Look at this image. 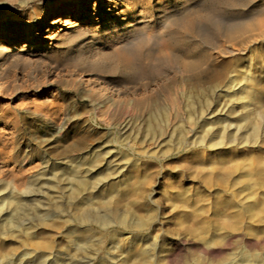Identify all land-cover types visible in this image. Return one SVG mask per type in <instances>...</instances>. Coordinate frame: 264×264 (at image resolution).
<instances>
[{
	"label": "rangeland",
	"instance_id": "rangeland-1",
	"mask_svg": "<svg viewBox=\"0 0 264 264\" xmlns=\"http://www.w3.org/2000/svg\"><path fill=\"white\" fill-rule=\"evenodd\" d=\"M49 2L51 7L46 6ZM79 3V7H75L61 0H0V47L5 46L3 50L0 49V203H5L3 209L7 206L12 208L10 211L13 213L6 208L9 213L5 209L3 214L0 213V220L9 223L13 217L17 223L26 226L37 209L40 213L43 209L64 210L66 213L70 209L69 203L75 202L79 193L84 198L90 196L94 205L112 198L110 202L113 203L121 200L117 207L119 211L126 210L130 214L133 211V217L129 219L136 221L138 214V220L143 221L144 226L113 225L102 229L91 224L94 239L101 242V251L98 256L88 259L90 264H227L228 261L229 264H242V261L245 264H264V188L255 186L260 179L264 181V36L261 33L264 29V0H81ZM74 7L80 10L71 16L70 9ZM183 16L187 18L186 21ZM203 16L206 18L202 19ZM190 19L196 22L193 24ZM39 22L41 24L37 27ZM169 22L180 27L176 29L177 26H174V30ZM225 22L242 23L241 32H225L221 24L226 25ZM185 23L186 31L181 28ZM30 25L33 28H28ZM3 32H11L20 38L16 44H12L14 42ZM148 32L151 34L148 35ZM156 32L158 37L154 35ZM250 32H253V37ZM152 33L155 38L152 36L151 39ZM160 36L164 38L162 42ZM168 38H173V42ZM138 40L142 41L138 44ZM145 40L151 41V44ZM157 41L160 42L158 45ZM133 43H136V47H141V44L143 47L134 48ZM202 48L206 50L201 52ZM117 49H120V54ZM131 49L135 55L130 53ZM158 49L165 50L162 51L165 59ZM167 49L175 52L170 53ZM194 49H198V52ZM138 54L139 63L138 59L136 61ZM171 54L176 59L174 62ZM145 55H148V60ZM154 57H158V61ZM195 59L198 61L197 67L201 69L186 68L189 70L187 72L178 67L179 62L185 60L189 63ZM123 61L129 62L125 63L128 66L124 64L126 68ZM161 61L162 65L159 63ZM162 67L166 71H161ZM137 70H140V74L136 73ZM232 80L238 84L232 83ZM242 80L246 84L244 82L243 85ZM179 81L185 85V96L176 94L180 87L177 90L174 83L178 84ZM233 84L238 89L232 88L231 91H238L240 87L242 100L229 105L233 97L228 90ZM215 87L219 90H215ZM124 88L128 89L125 91ZM252 95H255L254 99ZM202 97L211 103V108H206L207 101L203 102L206 105H203L204 108L201 106L205 100ZM243 102L251 104L243 106ZM254 103L259 104L254 108ZM199 105L202 112H198L201 109ZM155 109L159 110L156 112ZM208 109L212 111L209 116L213 119L210 121L212 131H215L211 132V137L219 141L224 135L226 140L223 138V141L227 143L236 135V140L233 139L237 145H230L228 141L229 147L226 144L222 145L224 148L216 146L213 150L208 145L210 136L204 138L205 146L201 143L204 130L209 128L206 126L209 116L204 115L201 119L203 115L199 113L206 114ZM142 110L151 112L142 113ZM166 111V115L163 114ZM248 111L252 112L248 113L249 121L259 129L256 134L252 128L248 129L250 124H243L242 117ZM224 124L229 127H226L225 133L220 127ZM236 125L240 126V130L237 131ZM201 127H205L204 130ZM240 134L247 138L243 136L242 141ZM20 161L29 164L18 167ZM72 191L75 195L71 194ZM144 191L147 192L145 196L140 193ZM137 195L145 197H141L145 202H139ZM256 201L262 203L263 208H260V214L253 213L252 217L248 208ZM239 205L245 208L241 209ZM13 206L20 211L16 209L17 212ZM21 211L26 213L22 214ZM53 224L61 222L50 219V226H38L28 232L33 231V234L7 233L0 239L2 251L15 257L24 250L35 249V244H47L50 248L44 251L60 252L64 263H68V257L76 256L78 251L74 250V244H68L69 237L64 235L67 233L64 227L54 230L51 227ZM72 225L75 226L74 223ZM77 235L73 238L82 248L83 241L78 240L80 234ZM145 249H148V255H152L150 259H144V254L141 256ZM244 253L246 257L241 258ZM47 256L49 260L52 258L51 255Z\"/></svg>",
	"mask_w": 264,
	"mask_h": 264
},
{
	"label": "bare ground",
	"instance_id": "bare-ground-1",
	"mask_svg": "<svg viewBox=\"0 0 264 264\" xmlns=\"http://www.w3.org/2000/svg\"><path fill=\"white\" fill-rule=\"evenodd\" d=\"M61 1H65L66 2V4L67 3H69V4H73V6H77V7H79V5H80V1L81 0H61ZM25 2V1H24ZM22 5V4H21ZM46 6L47 7H51L52 6V4L49 2V3H47L46 4ZM64 7V6H63ZM71 7V6H70ZM71 8L70 10V14H71V16L72 15H74L75 13H78V11L80 10V8ZM136 6H134V8H135ZM196 7V6H195ZM83 9V8H82ZM193 10V9H192ZM60 11V10H59ZM197 11V10H196ZM217 12V11H216ZM259 12V11H258ZM182 13V12H181ZM195 13V12H194ZM197 13V12H196ZM199 13V12H198ZM211 13V12H210ZM246 13V12H245ZM260 13V12H259ZM262 13H263V11H262ZM69 14V13H68ZM183 14V13H182ZM78 15V14H77ZM171 15V14H170ZM179 15V14H178ZM177 14H176V16H178ZM186 14H184V16H185ZM198 15V14H197ZM208 15H209V13H208ZM216 14H214V16H215ZM217 15H219V12H218V14ZM257 15V14H256ZM128 16V15H127ZM182 16V15H181ZM183 16V17H184ZM201 16V15H200ZM207 16V15H206ZM210 16V15H209ZM208 16V17H209ZM84 17V16H83ZM198 17V16H197ZM205 16H203L202 17V19L204 18ZM240 17V16H239ZM239 17H237V18H239ZM242 17V16H241ZM240 17V18H241ZM169 18H170V16H169ZM179 18V17H178ZM180 18H182V17H180ZM185 18V21H186V17H184ZM206 18V17H205ZM213 18V17H212ZM215 18H216V16H215ZM221 18V17H220ZM219 18V19H220ZM172 19V18H171ZM199 19V18H198ZM197 19V20H198ZM201 19V17H200V21L202 20ZM210 19V18H209ZM250 19V18H249ZM256 19V18H255ZM78 20H80L81 21V19L80 18H78ZM164 20V19H163ZM167 20H168V18H167ZM179 20V19H178ZM182 20V19H181ZM190 20H192L191 22L194 24V22H196V21H194L193 19H190ZM230 20V19H229ZM232 20V19H231ZM251 20V19H250ZM169 21H170V19H169ZM173 21H175L174 19H173ZM172 21V22H173ZM183 21V20H182ZM188 21V20H187ZM216 21V20H215ZM222 21V20H221ZM225 21H227V20H225ZM233 21V20H232ZM235 21H236V19H235ZM242 21V20H241ZM246 21V23L248 22L247 20H245ZM252 21V20H251ZM263 21V20H262ZM172 22L170 23V24H172ZM176 22V21H175ZM178 22V21H177ZM176 22V23H177ZM184 22V21H183ZM188 22H190V21H188ZM217 22V21H216ZM238 22H239V19H238ZM236 23V24H234L233 22H231V24L230 23H226V25H224V23H221L222 24V28H223V30L225 31V32H241V30H242V27H243V24L242 23ZM244 22V21H243ZM250 22V21H249ZM168 23V24H169ZM178 23H180V21L178 22ZM191 23V24H192ZM233 23V24H232ZM245 23V24H246ZM41 23L39 22L38 24H37V27H39V25H40ZM167 24V23H166ZM190 24V23H189ZM188 24V25H189ZM220 24V25H221ZM254 24V23H253ZM262 24V23H261ZM145 25V24H144ZM156 25V24H155ZM165 24H163V26H164ZM179 25V24H178ZM181 25H182V23H181ZM185 25H186V23L184 24V27L182 26L181 28H184V30L186 31V27H185ZM197 25H198V22H197ZM216 25H218V22H217V24ZM171 26V25H170ZM170 26H169V28H170ZM174 26H177L175 23H174ZM174 26H173V24H172V27H173V29H174ZM190 26V25H189ZM195 26V25H194ZM202 26V25H201ZM200 26V27H201ZM255 26V25H254ZM136 27V26H135ZM178 27H180V26H177V28L176 29H178ZM192 27H193V25H192ZM192 27H191V29H192ZM200 27H198V28H200ZM219 27L220 26H218V29H219ZM259 27V26H258ZM28 28H33V26H31L30 25V27H28ZM168 28V27H167ZM181 28H179V30H181ZM187 28L188 29H190L188 26H187ZM194 28V27H193ZM202 28V27H201ZM217 28V27H216ZM249 28V27H248ZM263 28H264V23H263ZM165 29V28H164ZM217 29V31H219V30H221V29H219L218 30ZM247 29V28H246ZM245 29V30H246ZM137 30V29H136ZM138 30H140V29H138ZM145 30H146V28H145ZM161 30V29H160ZM175 30V29H174ZM184 30H181V32H183ZM202 30V29H201ZM223 30H221V32L223 31ZM261 30V29H260ZM125 31V30H124ZM144 31V30H143ZM150 31H151V29H150ZM164 31V30H163ZM168 31H169V29H168ZM184 31V32H185ZM188 31V30H187ZM192 31V30H191ZM194 31V30H193ZM192 31V32H193ZM134 32V31H133ZM137 32V31H136ZM135 32V33H136ZM139 32V31H138ZM145 32V31H144ZM143 32V34H145ZM155 32V31H154ZM160 31L158 30V33H159ZM167 32V31H166ZM173 32V31H172ZM178 32V31H177ZM183 32V33H184ZM216 32V31H215ZM260 32V31H259ZM263 32V33H262ZM4 33V35H6L8 38H9V40H12V42H14V43H12V44H16V42L19 40V38L20 37H18V36H15V35H13L11 32H3ZM3 33H1V34H3ZM142 33V32H141ZM149 33L151 34V32H148V35H149ZM161 33V32H160ZM171 33V32H170ZM180 33V32H179ZM179 33L178 34H176L177 36L179 35ZM251 33V32H250ZM253 33V32H252ZM252 33H251V35H252ZM261 33L263 34V36H264V29L263 30H261ZM129 34V33H128ZM137 34V33H136ZM157 35V32L156 33H154V35ZM181 34V33H180ZM222 34V33H221ZM223 34H224V32H223ZM226 34V33H225ZM224 34V35H225ZM232 34V33H231ZM244 34V33H243ZM246 35H247V33H245ZM258 34V33H257ZM260 34V33H259ZM258 34V35H259ZM123 35V34H122ZM139 35H140V33H139ZM154 35H153V33H152V35H150L151 36V39H152V36L154 37ZM155 35V37H158V36H156ZM183 35V34H182ZM195 35V34H194ZM223 35V36H224ZM233 35V34H232ZM241 35V34H240ZM240 35H239V37H240ZM254 35V34H253ZM253 35H252V37H253ZM257 35V36H258ZM127 36V35H126ZM125 36V37H126ZM134 36H135V34H134ZM142 36V35H141ZM146 36V35H145ZM164 36V35H163ZM163 36L161 37L160 36V42H162L163 40H162V38H163ZM167 36H168V34H167ZM181 36V35H180ZM179 36V37H180ZM184 36V35H183ZM198 36V35H197ZM201 36V35H200ZM222 36V35H221ZM229 36V35H228ZM227 36V38H229ZM243 36H245V35H243ZM256 36V35H255ZM260 36V35H259ZM122 37V36H121ZM136 37V36H135ZM140 37V36H139ZM138 37V38H139ZM154 37V38H155ZM171 37H173V36H171ZM235 37V36H234ZM238 37V38H239ZM261 37V36H260ZM146 38V37H145ZM178 38V37H177ZM222 38V37H221ZM225 38V36L223 37V39ZM232 38V37H231ZM237 37H235V39H236ZM247 38V37H246ZM250 38V37H249ZM256 38V37H255ZM264 38V37H263ZM128 39V38H127ZM130 39V38H129ZM133 39V38H132ZM132 39H131V41H132ZM142 39V38H141ZM143 39H144V37H143ZM142 39V40H143ZM149 39H150V37H149ZM150 39V40H151ZM164 39V38H163ZM166 39V38H165ZM170 38H168V40H169ZM171 39H173V38H171ZM171 39L169 40L170 42H171ZM184 39V38H183ZM234 39V38H233ZM240 39H241V37H240ZM242 39H243V41H244V37H242ZM121 40V39H120ZM136 40H137V38H136ZM142 40H138V44L142 41ZM156 40H157V38H156ZM155 40V41H156ZM176 40V39H175ZM180 40V39H179ZM178 40V41H179ZM198 40V39H197ZM199 40H201V39H199ZM231 40V39H230ZM264 40V39H263ZM130 41V42H131ZM145 41H147V40H145ZM155 41H153V43L155 42ZM169 41H168V43H169ZM176 42V43H178L179 45H180V42L182 41V39L180 40V42ZM226 41V40H225ZM144 42V41H143ZM142 42V43H143ZM148 43H150L151 41H147ZM159 42V43H160ZM173 42V41H172ZM171 42V43H172ZM245 42V44H247L246 43V41H244ZM248 43H249V41H247ZM257 42V41H256ZM123 43V42H122ZM126 43V42H125ZM132 43V42H131ZM146 42H144L143 44H145ZM158 43V41H157V45L159 44ZM165 43H167V42H165ZM174 43H175V41H174ZM195 43H197V42H195ZM119 44V43H118ZM135 44V47L134 48H138L139 49V47L140 46H138V47H136L137 45H136V43H133V45ZM151 44V43H150ZM162 44V43H161ZM183 44H184V42H183ZM192 44H194V43H192ZM123 45V44H122ZM122 45H121V47H122ZM127 45V44H126ZM130 45V44H129ZM146 45V44H145ZM153 45V44H152ZM151 45V46H152ZM156 45V44H155ZM163 45H165V44H162V46ZM172 45V44H171ZM176 45V44H175ZM182 45V44H181ZM184 45H186V43L184 44ZM183 45V46H184ZM197 45V44H196ZM198 45H199V43H198ZM132 46V45H131ZM130 46V47H131ZM147 46H149L148 44H147ZM161 46V48H163ZM173 46H174V44H173ZM177 46V45H176ZM188 46H190V45H188ZM187 46V47H188ZM203 46V45H202ZM201 46V47H202ZM207 46V45H206ZM233 46H235V45H233ZM4 47L5 46H2V47H0V49H4ZM133 47V46H132ZM141 47H143V45L141 44ZM140 47V48H141ZM172 47V46H171ZM179 47H182V46H179ZM186 47V48H187ZM209 47V46H208ZM231 47V46H230ZM119 48V47H118ZM126 48V47H125ZM134 48H133V50H134ZM150 48V47H149ZM157 47H154V49H156ZM165 48H166V46H165ZM164 48V49H165ZM167 48H169V46L167 47ZM173 48V47H172ZM176 48V47H175ZM189 48V47H188ZM187 48V49H188ZM196 48V47H195ZM199 48V47H198ZM121 49V48H120ZM119 49V50H120ZM129 48H127V50H128ZM137 49V50H138ZM144 49H145V47H144ZM160 49V48H159ZM158 49V50H159ZM163 49V50H164ZM171 49V48H170ZM186 49V50H187ZM205 49V48H204ZM203 48L202 49H200V51L201 52H203L202 50H204ZM225 49V48H224ZM234 49V48H233ZM118 50V49H117ZM119 50H118V52H119ZM125 50V49H124ZM149 50V49H148ZM153 50V49H152ZM161 50V49H160ZM159 50V52H161L162 53V55H163V57L162 58H164V54H163V50L162 51H160ZM167 50H169V49H167ZM174 50V49H173ZM176 50H179L178 48L176 49ZM194 50H197V52H198V49H194ZM206 50V49H205ZM116 51V50H115ZM122 51V50H121ZM126 51V50H125ZM131 51H132V49L130 50V53H131ZM134 51H136V50H134ZM140 51H142V49H140ZM150 51H151V49H150ZM150 51H148V52H150ZM153 51H155L156 52V50H153ZM165 51V50H164ZM183 51H184V49H183ZM182 51V52H183ZM190 51H192L193 52V50H190ZM189 51V52H190ZM230 51V50H229ZM117 52V53H118ZM139 51H137V53H138ZM169 52H170V50H169ZM171 52H172V50H171ZM170 52V53H171ZM173 52H175V51H173ZM172 52V53H173ZM182 52H180L181 54H180V56L182 55ZM205 52V54H206V51H204ZM207 52H208V50H207ZM226 52H228L227 51V49H226ZM126 53V52H125ZM124 53V54H125ZM133 53V52H132ZM131 53V54H132ZM140 53V52H139ZM142 54H143V52H141ZM153 53V52H152ZM158 53V52H157ZM176 53H178L179 54V52L177 51ZM185 53H187L186 51H185ZM200 53V52H199ZM232 53H233V51H232ZM119 54H120V52H119ZM136 53H133L132 55H135ZM155 54V53H154ZM154 54H153V56H154ZM195 55H196V52L194 53ZM204 54V55H205ZM211 54V53H210ZM117 55V54H116ZM128 55V54H127ZM130 55V54H129ZM128 55V56H129ZM157 55H159V53L157 54ZM172 55V54H171ZM188 55V54H187ZM195 55H194V57H195ZM201 55V54H200ZM126 56V55H125ZM141 56H143V55H141ZM173 56L174 55H172V61L174 62L175 60H174V58H173ZM175 56H177V57H180V56H178L177 54L175 55ZM189 56V55H188ZM193 56V55H192ZM207 56V55H206ZM212 56V55H211ZM120 57H122V59L124 60V56L121 54V56ZM132 57V56H131ZM131 57H128V58H131ZM135 57V56H134ZM138 57H139V54H138V56L136 57V61H137V59H138ZM144 57H147V60H148V55L146 56H144ZM149 57L151 58V54L149 55ZM159 57V56H158ZM158 57H154V58H157V61H158ZM191 57V56H190ZM193 57V58H194ZM199 57V56H198ZM209 57V56H208ZM118 58V57H117ZM140 58V57H139ZM149 58V59H150ZM181 58H182V56H181ZM185 58V57H184ZM196 58V57H195ZM119 59V58H118ZM126 60H127V57L125 58ZM132 60H133V58H131ZM130 59V60H131ZM165 59V58H164ZM164 59H163V61H164ZM170 59V60H171ZM204 59V58H203ZM208 59V58H207ZM213 59V58H212ZM160 60V59H159ZM178 60V59H177ZM199 61L201 60L200 59V57H199V59H198ZM136 61L134 62V60H133V62L134 63H136ZM139 61H140V59H138V63H139ZM150 61H152L151 59H150ZM163 61H161V62H159L161 65H162V62ZM202 61V60H201ZM200 61V62H201ZM204 61V60H203ZM206 61V60H205ZM122 62V61H121ZM132 61H130V63H131ZM155 62V61H154ZM153 62V63H154ZM170 62V61H169ZM126 62L125 61H123V65L125 64ZM129 63V62H128ZM128 63H126V64H128ZM137 63V64H138ZM176 63H177V61H176ZM198 63V61L195 59V60H191L189 63H187L185 60L183 61V63H178V67H180L181 69H185V70H187V69H190V70H192V69H194V70H197V69H201V68H198L197 67V64ZM125 64V65H126ZM132 64V63H131ZM131 64H129L130 66H131ZM137 64H134V65H137ZM155 64V63H154ZM164 64V63H163ZM170 64H172V63H170ZM174 64V65H173ZM172 65L173 66H175L176 64L175 63H173ZM124 65V67L126 68V66H128V65H126L125 66ZM133 65V64H132ZM141 65V64H140ZM159 65V64H158ZM200 66H202L201 64H199ZM142 66V65H141ZM151 66V65H150ZM164 66H166V65H164ZM169 66V65H168ZM172 66V67H173ZM177 66V65H176ZM175 66V67H176ZM134 67L135 66H133V69H134ZM139 67V66H138ZM167 67V66H166ZM141 68V67H140ZM146 68H147V66H146ZM155 68V67H154ZM153 68V69H154ZM163 68V70H161V71H166V70H164V68L165 67H162ZM174 68V67H173ZM180 68L178 69V70H180ZM187 68V69H186ZM131 69V68H130ZM135 69H136V67H135ZM142 69H144V70H147V69H145V68H142ZM141 69V70H142ZM144 70H143V72H144ZM156 70V69H155ZM135 71V70H134ZM138 71V70H137ZM140 71V70H139ZM139 71L138 72H136V73H139ZM148 71V70H147ZM150 71V70H149ZM172 71H174V70H172ZM200 71V70H199ZM198 71V72H199ZM129 72H130V70H129ZM131 72H132V70H131ZM175 72H176V70H175ZM182 72V71H181ZM187 72H189V70H187ZM135 73V72H134ZM147 73H149V72H147ZM151 73V72H150ZM162 73V72H161ZM165 73V72H164ZM174 73V72H173ZM195 73V72H194ZM140 74V73H139ZM176 74H178V73H176ZM181 74V73H180ZM179 74V75H180ZM188 74V73H187ZM192 75H193V73H191ZM199 74H201L200 72H199ZM243 74V73H242ZM242 74H239V75H242ZM133 75V74H132ZM161 75V74H160ZM165 75V74H164ZM188 75H190V74H188ZM195 75V74H194ZM237 75V74H236ZM176 76V75H175ZM178 76V75H177ZM149 77H151L150 75H149ZM148 77V79H150ZM154 77H156V76H153V78ZM162 77V76H161ZM164 77V76H163ZM180 77V76H179ZM186 77V76H185ZM199 77H201V76H199ZM232 77H233V75H232ZM246 77H248L247 75H246ZM143 78V77H142ZM146 78V77H145ZM178 78V77H177ZM192 78V77H191ZM196 78V77H195ZM135 79V78H134ZM137 79V78H136ZM141 79V78H140ZM148 79H145V80H148ZM152 79V78H151ZM229 79H231L230 77H229ZM247 79V78H246ZM139 80V79H138ZM165 80H166V78H165ZM193 80V79H192ZM198 80V79H197ZM238 80V79H237ZM194 81H195V79H194ZM227 81V80H226ZM226 81H225V83H226ZM230 81V80H229ZM200 82V81H199ZM198 82V83H199ZM232 83H234L233 82V80L231 81ZM240 82V81H239ZM244 82H245V80L243 81L242 80V83H243V85H244ZM257 82V81H256ZM255 82V83H256ZM176 83V82H175ZM174 83V86L176 87V89H177V87L180 89L179 91H178V93H176V94H179V96H185L186 95V91L184 90V89H186L185 88V85H184V83L183 82H181L180 83V81H179V83L178 84H175ZM231 83V84H232ZM248 83V82H247ZM254 83V82H253ZM148 84V83H147ZM196 84V83H195ZM212 84V83H211ZM234 84H238L237 82H235ZM232 85L231 86V88L227 85V87H229V89L230 90H228V88H227V90L228 91H231V89L232 88H237V87H235V85ZM245 84H246V82H245ZM124 85V84H123ZM219 85H220V83H219ZM248 85V84H247ZM258 85V84H257ZM145 86H146V84H145ZM163 87V85H160V87ZM191 86V85H190ZM189 85H188V87H190ZM198 86V85H197ZM201 86V85H200ZM215 86H218V84L217 85H215ZM237 86V85H236ZM241 86H242V84H241ZM248 86H250L251 87V85H248ZM119 87V86H118ZM134 87V86H133ZM193 87H194V85H193ZM210 87V86H209ZM239 87V86H238ZM245 87V89L247 88V86H244ZM250 87H248L249 88V90L252 92V90L250 89ZM256 87V86H255ZM263 87V86H262ZM201 88V87H200ZM203 88V87H202ZM219 88H220V86H219ZM223 89H224V87H222ZM258 87H256V89H257ZM264 88V87H263ZM125 89H128V88H124V90ZM129 89H131V88H129ZM134 89V88H133ZM192 90H193V88H191ZM195 89H197V88H195ZM214 89V88H213ZM216 89H218V87L216 88L215 87V90ZM238 89V88H237ZM240 87H239V90L238 91H231L232 92V97L235 99L234 101L231 99V101H230V103H229V105H231V103H234L235 101L237 102V103H240V100H242V97L241 96H239V95H241L242 93H240L239 91H240ZM243 89V92H244V88H242ZM135 90V89H134ZM163 90H165V89H163ZM174 90V89H173ZM178 90V89H177ZM191 90V93L194 91L195 92V90H193L192 91ZM197 90H199V89H197ZM201 90V89H200ZM203 90V89H202ZM210 90V89H209ZM219 90V89H218ZM225 91H227L226 89H224ZM255 90V89H254ZM111 91V90H110ZM126 91V90H125ZM159 91V90H158ZM188 91V90H187ZM190 91V90H189ZM204 91V90H203ZM202 91V92H203ZM211 91H212V86H211ZM223 91V90H222ZM130 92V91H129ZM168 92V91H167ZM167 92H165V93H167ZM174 92H176V90L174 91ZM194 92L192 93V94H194ZM201 92V93H202ZM224 92V91H223ZM237 92H239L240 94H237ZM245 92H247V91H245ZM121 93V92H120ZM124 93V92H123ZM122 93V94H123ZM126 93V92H125ZM131 93V92H130ZM157 93V92H156ZM155 92H154V94H156ZM171 93V92H170ZM189 93V92H188ZM200 93V94H201ZM121 94V95H122ZM137 94V93H136ZM197 94L199 95V93L197 92ZM197 94H195L196 95V97H197ZM247 94V93H246ZM124 95H126V94H124ZM123 95V96H124ZM128 95H129V93H128ZM132 95H133V93H132ZM157 95V94H156ZM166 95V94H165ZM174 95V94H173ZM190 95V94H189ZM214 95V94H213ZM226 95V94H225ZM229 95V94H228ZM228 95H226L227 97H230V96H228ZM244 95V94H243ZM122 96V97H123ZM187 96H188V94H187ZM194 96V95H193ZM253 96V95H252ZM255 96V95H254ZM253 96V99L255 98ZM121 97V96H120ZM125 97H127V96H125ZM129 97V96H128ZM173 97V96H172ZM175 97V96H174ZM192 97V96H191ZM195 97V96H194ZM205 97V96H204ZM226 97V98H227ZM246 97H248V96H246ZM249 97H251V96H249ZM133 98V97H132ZM132 98H130V100L132 99ZM169 98V97H168ZM184 98V97H183ZM199 98V97H198ZM203 98V97H202ZM206 98V97H205ZM205 98H203V100L205 99ZM121 99V98H120ZM125 100H126V98H124ZM171 99V98H170ZM187 99H189V98H187ZM195 99V98H194ZM201 99V98H200ZM228 99V98H227ZM111 100H113V99H111ZM110 100V101H111ZM151 100V99H150ZM193 100V99H192ZM244 100H245V96H244ZM243 100V101H244ZM246 100H248L247 98H246ZM114 101V100H113ZM119 101V100H118ZM145 101V100H144ZM170 101V100H169ZM198 101V100H197ZM196 101V102H197ZM201 101H202V99H201ZM205 101H207L206 99L204 100V101H202V107L204 108V106H206V105H204L203 104V102H205ZM233 101V102H232ZM250 101V100H249ZM253 101V100H252ZM251 101V102H252ZM107 102V101H106ZM136 102V101H135ZM190 102V101H189ZM188 102V103H189ZM208 102V101H207ZM235 102V103H236ZM245 102V101H244ZM243 102V103H244ZM247 102V101H246ZM253 102H255V101H253ZM258 102H259V100H258ZM261 102V101H260ZM107 103H109V102H107ZM111 103V102H110ZM124 103V102H123ZM144 103V102H143ZM142 103V104H143ZM149 103V102H148ZM187 103V102H186ZM192 103V102H191ZM200 103V102H199ZM210 102H208V103H206V104H208V106L206 107V108H208V107H210L209 105L211 104H209ZM241 103H242V101H241ZM248 103H250V102H248ZM248 103H244L243 104V106H247L248 105ZM100 104V103H99ZM134 104V106H137V104L136 103H133ZM132 104V105H133ZM179 104V103H178ZM195 104H197V103H195ZM251 104V103H250ZM257 105L259 104V103H256ZM255 103H254V108H255V105H256ZM113 105H115V104H113ZM112 105V106H113ZM121 105H122V102H121ZM128 105H129V103H128ZM191 105V104H190ZM190 105H188V106H190ZM199 105V106H200ZM204 105V106H203ZM239 105V104H238ZM261 105V104H260ZM264 105V104H263ZM116 106H118L117 104H116ZM124 106V105H123ZM122 106V107H123ZM130 106V105H129ZM143 106H145L146 107V105L144 104ZM187 106V107H188ZM199 107V108H201L200 109V111H198V112H202V107ZM242 106V107H243ZM250 106V105H249ZM252 106V105H251ZM262 106V105H261ZM260 106V107H261ZM109 107V106H108ZM126 107H127V104H126ZM126 107H125V109H126ZM131 107V106H130ZM150 107V106H149ZM178 107H179V105H178ZM177 107V108H178ZM191 107H193V104H192V106ZM225 106H223V108H224ZM233 107V106H232ZM235 107V106H234ZM242 107H241V110H242ZM113 108V107H112ZM120 108H121V106H120ZM133 108V107H132ZM136 108V107H135ZM177 108H175V110H178ZM198 108V107H197ZM211 108V107H210ZM223 108H221L222 110H223ZM239 108V107H238ZM119 109V108H118ZM118 109H116V110H118ZM125 109H123L122 111H125ZM134 109V108H133ZM142 109V108H141ZM164 109V108H163ZM226 108H224V110H225ZM247 109V108H246ZM253 109V108H252ZM257 109V108H256ZM111 110H113V109H111ZM121 110V109H120ZM140 110V109H139ZM156 110V109H155ZM157 110H159V109H157ZM157 110H156V112H157ZM160 110L162 111V109L160 108ZM165 110V109H164ZM207 110V109H206ZM210 110L211 109H208V112L206 113V114H203V113H199V115L201 114V119L204 117V115H208L209 116V114H211V112H210ZM215 110V109H214ZM221 110V111H222ZM223 110V111H224ZM235 109H233V111H234ZM237 110V109H236ZM244 110H245V107H244ZM108 111V110H107ZM144 111H148V110H142V113H144ZM150 111V110H149ZM149 111H148V113H149ZM204 111H205V109H204ZM228 111V110H227ZM254 111V110H253ZM109 112V111H108ZM115 112V111H114ZM137 112V111H136ZM140 112V111H139ZM151 112V111H150ZM225 112V111H224ZM245 112V111H244ZM159 113V112H158ZM157 113V114H158ZM162 113V112H161ZM166 113H167V111L166 112H164L163 114H165L166 115ZM190 113V112H189ZM195 113V112H194ZM226 113V112H225ZM224 113V114H225ZM228 113H230V111L228 112ZM243 113V111L242 112H240L239 113V115L240 114H242ZM248 113H252V112H247V115L244 113V115H246L244 118L242 117V121H244V123L243 124H247V125H249V128L248 129H250V128H252V132L254 133V134H256V133H258V127H257V125L256 124H254V123H251L250 121H249V117L250 116H248ZM258 113H259V111H258ZM150 114V113H149ZM191 114H192V112H191ZM213 114V113H212ZM224 114H222V115H224ZM132 115V114H131ZM151 115H152V113H151ZM162 115V114H161ZM231 115V114H230ZM236 115H237V113H236ZM251 115V114H250ZM254 115V114H253ZM211 116V115H210ZM208 117L207 119H206V121H208V123H206L205 125L206 126H209V128H207L206 130H204V128L206 127H204V128H202L205 132H204V134L202 135L203 137H201V143H203V145L205 146V144H204V138H206V137H209L210 136V143L208 144L210 147L209 148H211V149H213V147H218V148H220V146H221V148L223 147L222 145H226V144H228V141H229V139L227 140V143H224L225 141H223V138L226 140V138L224 137V135H222L221 137H220V140L219 141H215L216 139L214 138V137H211V132H213L212 131V127H213V124L210 122L211 120L213 121V119L211 118V117ZM228 116V115H227ZM241 116V115H240ZM260 116V115H259ZM263 118H264V113H263ZM121 117H123V115H121ZM129 117V116H128ZM207 117V116H206ZM237 117V116H236ZM126 118V117H125ZM198 118V117H197ZM230 118V117H229ZM234 118H235V116H234ZM233 118V119H234ZM194 119H195V117H194ZM200 119V120H201ZM216 119V118H215ZM223 119V118H222ZM253 119H254V117H253ZM193 120V119H192ZM191 120V121H192ZM196 120V119H195ZM221 120V119H220ZM188 121V120H187ZM194 121V120H193ZM197 121V120H196ZM205 121V120H204ZM224 121V120H223ZM237 121V120H236ZM123 122H125V120L123 119ZM129 122H130V120H129ZM226 123H227V121H225ZM238 122V121H237ZM240 122V121H239ZM238 122V123H239ZM164 123H166V122H164ZM189 123V122H188ZM188 123H187V125H188ZM190 123H192V122H190ZM197 123V122H196ZM213 123H215V122H213ZM216 123H219V122H216ZM222 123V122H221ZM220 123V124H221ZM229 123V122H228ZM227 123V124H228ZM237 123V124H238ZM224 124V126L222 125V126H220V125H218V126H220V127H222L221 129H223V133H225V131H226V127L228 126V125H230V124ZM242 124V123H241ZM240 124V125H241ZM121 125V124H120ZM167 125V124H166ZM190 125H192V124H190ZM195 125V124H194ZM198 126V125H197ZM217 126V128H220V127H218ZM250 126H252V127H250ZM259 126V125H258ZM122 127V126H121ZM125 127H126V125H125ZM125 127H124V129H125ZM193 127V126H192ZM246 127V126H245ZM127 128V127H126ZM156 128V127H155ZM158 128V127H157ZM161 128V127H160ZM227 128H229V127H227ZM234 128V127H233ZM235 128L237 129V131L238 130H240V126H238V125H236L235 126ZM220 129V130H221ZM261 129V128H260ZM126 130V129H125ZM160 130H162V131H164L163 129H160ZM158 131V132H161V131ZM199 129H197V131H198ZM201 130V129H200ZM244 130V129H243ZM243 130H241V132H243L242 134H244V131ZM262 130V129H261ZM183 131V130H182ZM196 131V132H197ZM229 131V130H228ZM232 131V130H231ZM234 132H235V130H233ZM232 131V132H233ZM153 132H154V130H153ZM155 132H156V130H155ZM154 132V133H155ZM181 132V131H180ZM202 132V131H201ZM215 132V131H214ZM240 132V131H239ZM247 132V131H246ZM260 132V131H259ZM157 133V132H156ZM203 133V132H202ZM227 133V132H226ZM231 133V132H230ZM229 133V134H230ZM222 134V133H221ZM228 134V135H229ZM239 134V133H238ZM242 134H240V135H242ZM154 135H156V134H154ZM161 135V134H160ZM164 135V134H163ZM226 135V134H225ZM227 135V138L229 137ZM253 135V134H252ZM235 136L236 135H234V137H233V135H232V137L235 139ZM244 135H242V137H243ZM156 137V136H155ZM231 137V138H232ZM242 137H240V138H242ZM244 137H246V136H244ZM244 137H243V139H241L242 141L244 140ZM159 138H161V137H159ZM214 138V139H213ZM231 139L230 141H229V143H230V145L231 144H234L235 143V140L234 139ZM247 138V137H246ZM245 138V139H246ZM240 140V141H241ZM223 141V142H222ZM251 141V140H250ZM256 142H258V141H255L254 143H256ZM243 143V142H242ZM241 143V144H242ZM245 143H247V141H245ZM236 145H237V143H235ZM229 144H228V147L230 146ZM236 145H234V146H236ZM240 145V144H239ZM248 145H250V143L248 144ZM247 145V146H248ZM254 146V145H253ZM258 146V145H257ZM217 148V149H218ZM224 148V147H223ZM216 149V148H215ZM214 150V149H213ZM3 164V163H2ZM27 164H29V162H25V161H20L19 162V164H17L18 165V167H23L24 165H27ZM4 165V164H3ZM5 166V165H4ZM79 178V177H78ZM247 178H248V176H247ZM246 178V179H247ZM82 179V178H81ZM83 180H85V178H83ZM70 182V181H69ZM76 183V182H75ZM85 183H87V182H85ZM257 183V185H255V186H257L258 188H264V181L263 180H259V181H257L256 182ZM81 184V183H80ZM84 185V184H83ZM244 185H246V184H244ZM76 186V185H75ZM74 186V187H75ZM246 186H248V185H246ZM73 187V188H74ZM28 188V187H27ZM72 188V187H71ZM84 188V187H83ZM139 188V187H138ZM141 188V187H140ZM248 188V187H247ZM90 189V188H89ZM246 189V188H245ZM75 190V189H74ZM79 190V189H78ZM143 190V189H142ZM248 190V189H247ZM71 191V190H70ZM76 191H77V188H76ZM92 191V190H91ZM109 191V190H108ZM112 190H110V192H111ZM31 192V191H30ZM80 192H82L83 193V191H81L80 190ZM109 192V193H110ZM138 192V191H137ZM73 193V191L71 192V194ZM140 193H142L143 195H144V193H147V192H140ZM149 193V192H148ZM74 194V193H73ZM139 194V193H138ZM141 194V195H142ZM8 195V194H7ZM13 195V194H12ZM75 195V194H74ZM73 195V196H74ZM115 196L117 195V194H114ZM135 195H136V193H135ZM146 195H148V194H146ZM152 194H151V192H150V195H149V197L151 196ZM248 195H249V193H248ZM248 195H246L247 197H248ZM84 195H82L81 193H79L78 194V199L75 201V202H72L71 204L69 203V207H70V209L66 212V213H64L65 211L64 210H62V211H59V212H56V210L55 211H53V210H50V209H43V211H41L42 213H40V211L37 209L36 210V212H35V210H34V215L32 216V218L30 219L31 220V222H27L26 224V226L23 224V223H17L16 222V220H14V219H9L10 221H9V223H7L6 221L4 222V221H1L0 220V239H2V237L3 236H5L7 233H12V232H17V233H19V234H26V235H28V234H33L34 232L32 231L31 233H28L30 230H33V228H35V227H38V226H50V225H48V222H49V220L50 219H52V220H56V219H59L60 220V222H61V224H53V225H51V227H52V229H54V230H61V228H63L64 227V230L67 232L66 234H64L65 236L67 235V237H69V240H68V244L70 243H72V244H74V246H75V249L74 250H76V251H78V253H76V256H75V254L74 255H70L69 257H68V263L66 262V263H64V259L62 260V257H61V253L60 252H55V253H52V252H50V253H47L46 251H44V250H46V249H48V248H50V245H45V246H39V245H37V244H35L34 246H35V249H32V250H24L22 253H21V255L19 254V255H17V256H12V254H10V255H8V253L7 252H4V251H2V249H3V247L0 245V264H90L89 263V260L88 259H91V257H96V256H98V254L100 253V251H101V247H100V243L101 242H99V239H94V237H95V234L92 232V230H91V228H90V226H91V224H96V225H98L100 228H102V229H106V228H108L109 226H113V225H115V226H124V225H132V226H135V228H141L142 226H144L143 224H144V222L142 223L141 221H139L138 220V214H137V220L135 221L134 219H133V221H132V219L130 220L129 218L130 217H133V216H131L132 215V213H133V211H131V214H130V212H122V211H119L118 209H117V207H118V204L119 203H121L120 201H119V203L117 202H110L111 201V199L109 198V199H106L105 201L103 200V201H99L97 204H95L96 205V207H95V205L93 204V199H90L89 197H88V195H87V197L89 198H84L83 197ZM92 196V195H91ZM99 196V195H98ZM138 196V195H137ZM136 196V197H137ZM145 196V195H144ZM253 196V195H252ZM9 197H11V196H9ZM13 197V196H12ZM22 197V196H21ZM138 197H140L139 199V202L141 201V200H144V202H145V199H143V198H145V197H143V196H138ZM141 197H143L142 199H141ZM5 199H6V197H4ZM60 198V197H59ZM96 198H99V197H96ZM151 198V197H150ZM250 198V197H249ZM253 198H254V196H253ZM9 199H12V198H9ZM24 199V198H23ZM100 199V198H99ZM101 199H102V197H101ZM100 199V200H101ZM115 199V198H114ZM138 199V198H137ZM250 199H252V197L250 198ZM15 200H16V198H15ZM14 200V201H15ZM67 200V199H66ZM71 200H72V197H71ZM132 200H133V198H132ZM247 200H248V198H247ZM247 200H245L244 202H246ZM3 201V200H2ZM6 201H8V199L6 200ZM136 201V200H135ZM147 201V200H146ZM16 202H18V201H16ZM37 202V201H36ZM35 202V203H36ZM56 202V201H55ZM133 202V201H132ZM143 202V203H144ZM8 203V202H7ZM9 203H11L12 204V202H9ZM112 203V204H111ZM135 202H133V204H134ZM17 204H19V203H17ZM21 204H24V202H22ZM21 204H19V206L21 205ZM27 204V203H26ZM56 204V203H55ZM62 204V203H61ZM129 204H130V202H129ZM132 204V203H131ZM130 204V205H131ZM240 204V203H239ZM247 204H249V203H247ZM247 204H245V206L246 207H248L247 206ZM251 204V203H250ZM4 205H5V203H0V213H2V212H4V210L6 209V208H8V210L10 211L11 209H9V207L7 206L5 209H3V207H4ZM33 205V204H32ZM35 205H37V204H35ZM39 205V204H38ZM53 205V204H52ZM60 205V204H59ZM114 206H116V208H114ZM148 206V205H147ZM240 206V205H239ZM238 206V207H239ZM14 207V206H13ZM52 207V206H51ZM51 207H49V208H51ZM69 207H67V208H69ZM111 207H113V208H111ZM241 207V209H242V207H244L243 205H241L240 206ZM15 208V207H14ZM30 208V207H29ZM54 208V207H53ZM121 208H122V206H121ZM128 208V207H127ZM245 208V207H244ZM243 208V209H244ZM250 208V209H249ZM248 208V210H249V212L252 214V217L254 216L253 215V213H258L259 212V214H260V212L262 211L260 208H263V206H262V203H259L258 201H256V202H254V204H252L250 207ZM3 209V210H2ZM17 208H15V210H16ZM56 209H58V208H56ZM149 209V208H148ZM7 210V209H6ZM8 210L7 211H5V212H7V213H9L8 212ZM18 210V209H17ZM16 210V211H17ZM22 210H25L24 208L22 209ZM261 210V211H260ZM16 211H13L14 213L16 212ZM18 211H20V209L18 210ZM17 211V212H18ZM129 211V210H128ZM247 211V210H246ZM22 212V211H21ZM20 212V213H21ZM10 213H11V211H10ZM19 213V214H20ZM24 213H26V212H24ZM23 212H22V214H24ZM28 213V212H27ZM32 213V212H31ZM30 213V214H31ZM3 214V213H2ZM5 214V213H4ZM11 214H13V213H11ZM250 217H251V215L249 214V213H247ZM14 215H16V214H14ZM26 215V214H25ZM134 215V214H133ZM5 216V215H4ZM12 215H10V217H11ZM18 216V215H17ZM22 216V215H21ZM257 216V215H256ZM256 216H255V218H256ZM251 217V218H252ZM9 218V217H8ZM17 218H19V216L17 217ZM54 218V219H53ZM134 218H135V216H134ZM1 219V218H0ZM3 219V218H2ZM140 219V218H139ZM253 219V218H252ZM20 220H21V218H20ZM22 220H23V217H22ZM130 220V221H129ZM145 221H146V219H145ZM72 223H74L75 224V226H79V227H77V228H75V226H73L72 225ZM146 223V222H145ZM126 227V226H125ZM134 228V227H133ZM147 229H149V228H147ZM64 231V232H65ZM75 234H80L79 236H81V238H79V236L77 237V239L79 240V239H81L82 241H83V244H84V246L81 248V246H80V244H76L75 242V238H73L74 237V235ZM111 237V236H110ZM66 238V237H65ZM112 238H114L113 239V241L115 240V237H111V239ZM138 241V240H137ZM81 241H79V243H80ZM92 244V245H87V244ZM133 243V242H132ZM82 244V243H81ZM152 244V243H151ZM150 243H149V245H151ZM154 244V243H153ZM97 245H99V247L97 246ZM73 246V245H72ZM73 246V247H74ZM148 246V245H147ZM70 246H68V248H69ZM155 247V246H154ZM72 248V247H71ZM151 248V247H150ZM150 248H148L149 250H150ZM70 249V248H69ZM132 249V248H131ZM143 249V248H142ZM148 249L146 250H142V251H144L143 253H141V256L143 255L144 257V259L145 258H147V259H150L151 257H152V255L150 256V255H148V254H150L151 253V250H150V253H149V251H148ZM141 250V249H140ZM139 250V251H140ZM37 251V252H36ZM38 251H40L39 253H38ZM141 252V251H140ZM154 251H152V253H153ZM75 253V252H74ZM84 254V257H83V254ZM139 254V253H138ZM138 254H135V255H138ZM47 255H51L52 256V258L49 260L48 258H49V256H47ZM86 256V257H85ZM146 256H148V257H146ZM154 256V255H153ZM244 256H245V253L243 254V256H241V258L243 257L244 258ZM248 256H249V254H248ZM136 257V256H135ZM139 257H140V255H139ZM139 257H137V258H139ZM246 257V256H245ZM142 258V257H141ZM155 258V257H154ZM153 258V259H154ZM250 258V257H249ZM143 259V260H144ZM93 260V259H92ZM152 260V259H151ZM233 260V259H232ZM247 260V259H246ZM241 261V260H240ZM249 261H250V259H249ZM249 261H247V262H249ZM146 262V261H145ZM145 262H143V263H145ZM147 262H149V260H147ZM226 262V261H225ZM224 262V263H225ZM229 263H230V261H228ZM227 262V264H229ZM234 262H235V260H234ZM233 262V263H234ZM236 262H237V260H236ZM243 263H244V261H242ZM254 262V261H253ZM240 263V262H239ZM242 263V264H243ZM256 263V262H255ZM254 263V264H255ZM146 264V263H145ZM226 264V263H225ZM231 264H232V262H231ZM245 264V263H244Z\"/></svg>",
	"mask_w": 264,
	"mask_h": 264
}]
</instances>
